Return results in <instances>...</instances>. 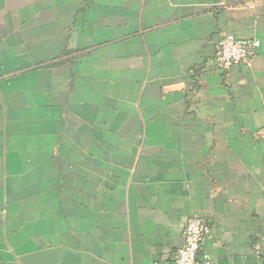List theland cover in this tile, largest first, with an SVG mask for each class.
<instances>
[{
	"label": "crops",
	"instance_id": "1",
	"mask_svg": "<svg viewBox=\"0 0 264 264\" xmlns=\"http://www.w3.org/2000/svg\"><path fill=\"white\" fill-rule=\"evenodd\" d=\"M196 216L264 264V0H0V264H174Z\"/></svg>",
	"mask_w": 264,
	"mask_h": 264
},
{
	"label": "built area",
	"instance_id": "2",
	"mask_svg": "<svg viewBox=\"0 0 264 264\" xmlns=\"http://www.w3.org/2000/svg\"><path fill=\"white\" fill-rule=\"evenodd\" d=\"M260 46L257 39L241 40L229 34L219 44L217 65L222 71L239 64L251 65L252 56ZM210 230L211 222L205 217L190 219L184 231V246L177 251L174 264H210L207 255L203 253L204 241Z\"/></svg>",
	"mask_w": 264,
	"mask_h": 264
}]
</instances>
